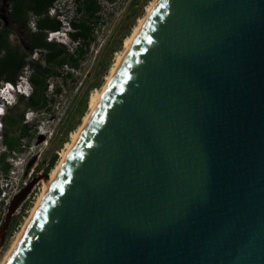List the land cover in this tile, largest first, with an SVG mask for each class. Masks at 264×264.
I'll list each match as a JSON object with an SVG mask.
<instances>
[{"label":"water","instance_id":"95a60500","mask_svg":"<svg viewBox=\"0 0 264 264\" xmlns=\"http://www.w3.org/2000/svg\"><path fill=\"white\" fill-rule=\"evenodd\" d=\"M5 264H264V0H158Z\"/></svg>","mask_w":264,"mask_h":264},{"label":"rangeland","instance_id":"374dc122","mask_svg":"<svg viewBox=\"0 0 264 264\" xmlns=\"http://www.w3.org/2000/svg\"><path fill=\"white\" fill-rule=\"evenodd\" d=\"M9 1L0 0V21L4 17V25L9 30V43L19 45L26 52L28 27L22 28L6 20L5 10ZM151 1L95 0L98 10L89 19L83 9L76 10L81 5L80 2L55 1V6L61 8V12L57 13L58 17H55L60 24L70 17L76 21H85L91 29L90 35L87 45L82 46L81 53L77 55L74 49L76 42L69 44L63 38V44L58 41L62 38L58 37L59 33L55 34L56 39L53 42L64 47L63 62L45 64L38 51L30 53L25 59L39 60L41 67L47 70L44 91L46 104L43 108H33L27 104L25 98L18 99L0 117V141L5 149L0 158V176L11 180L12 190L18 189L19 192L30 180L43 175V169L53 155V165L55 164L70 142L71 134L81 124L89 107L91 93L104 84L116 54L123 50L125 40L131 35L139 19L145 15ZM30 20H35V17L29 13L28 22ZM9 119L14 122L10 123ZM7 142H12V148H8ZM42 182L43 179L40 178L33 184L8 219L0 242V260L9 249L25 217L29 215L40 193ZM7 207L0 209V226Z\"/></svg>","mask_w":264,"mask_h":264},{"label":"trees","instance_id":"16d2710c","mask_svg":"<svg viewBox=\"0 0 264 264\" xmlns=\"http://www.w3.org/2000/svg\"><path fill=\"white\" fill-rule=\"evenodd\" d=\"M56 0H10L7 2V11L5 17L7 21L13 22L22 28L27 27L28 14L35 17V30H27L26 47L27 51L21 50L19 45L10 44L8 41L9 30L0 21V81L15 82L17 75L24 66L30 67L28 82L30 84V92L27 97L20 96L18 99L25 98L27 104L33 108H43L46 104L44 91L46 89L45 76L47 70L42 68L39 60H25L30 53L38 51L41 60L45 64L54 61L63 62L64 47L61 45L45 40V31H57L61 24L54 16L47 15V9ZM80 2V6L76 10L83 9L86 13V18L89 19L98 10L95 0H75ZM69 25L72 29L69 34L70 38L76 42L75 51L78 55L81 53V47L87 45V40L90 35V28L85 21H76L73 17L69 18ZM71 60V56H68ZM17 99V100H18ZM10 123L14 121L9 119ZM8 148H12V142H7ZM3 154L0 156V158ZM55 161V156H51L43 172L46 173Z\"/></svg>","mask_w":264,"mask_h":264},{"label":"bare ground","instance_id":"6f19581e","mask_svg":"<svg viewBox=\"0 0 264 264\" xmlns=\"http://www.w3.org/2000/svg\"><path fill=\"white\" fill-rule=\"evenodd\" d=\"M158 0H152L145 12V15L139 19L138 23L135 25L134 29L132 30L131 35L125 40L123 50L116 54L115 62L112 65L108 75L105 78V82L99 90H96L91 93L90 100H89V107L82 119L81 124L79 125L78 129L75 130L71 134L70 142L66 145L65 150L61 152L59 158L56 160L55 164L52 166L48 173V177L43 180L42 187L40 189V193L38 194L32 208L30 209L29 215L25 217L24 222L21 224V228L18 232H16V236L13 239L9 249L5 252L4 256L0 260V264H5L7 259L9 258L10 254L12 253L13 249L15 248L16 244L18 243L19 239L21 238L22 234L24 233L25 229L27 228L29 222L31 221L34 213L38 209L40 203L42 202L43 198L45 197L47 191L49 190L52 182L56 178L58 172L60 171L61 167L63 166L65 160L67 159L69 153L71 152L72 148L74 147L76 141L78 140L79 136L81 135L83 129L85 128L86 124L88 123L90 117L92 116L94 110L96 109L97 105L99 104L101 98L103 97L105 91L107 90L108 86L110 85L112 79L114 78L115 74L117 73L119 67L121 66L123 60L125 59L126 55L128 54L130 48L132 47L133 43L135 42L137 36L139 35L140 31L142 30L144 24L146 23L147 19L149 18L150 14L152 13L155 5L157 4Z\"/></svg>","mask_w":264,"mask_h":264},{"label":"built area","instance_id":"2783aa9c","mask_svg":"<svg viewBox=\"0 0 264 264\" xmlns=\"http://www.w3.org/2000/svg\"><path fill=\"white\" fill-rule=\"evenodd\" d=\"M59 7L55 6V1L52 3V5L47 9V15L48 16H54V17H58L57 13L59 11ZM7 11V7L6 10ZM50 11H52V13H50ZM56 11V14H55ZM58 19V18H57ZM65 23V20L62 22L61 26ZM27 27L31 30L34 31L35 30V23L34 20H30L27 23ZM46 35H45V40L47 42L49 41H53L54 39H56L55 34L59 33L58 37H62L60 36V31H45ZM59 42L64 44V40L63 37L58 40ZM28 75H29V69L27 66H24L21 68L20 73L17 75L16 77V81L14 82V84H9L6 83L5 81H0V96H3L4 93L8 90V89H13L14 87L18 88L19 90H22V84H24L25 82H28ZM9 85H11V87H9ZM30 89V86L28 87ZM29 90L26 91V96L27 97L29 94ZM1 125V124H0ZM1 128V126H0ZM1 140V138H0ZM18 192V189H13L12 190V182L9 178H2L0 176V209H4L5 207H7L12 199V197Z\"/></svg>","mask_w":264,"mask_h":264},{"label":"clouds","instance_id":"9594fccd","mask_svg":"<svg viewBox=\"0 0 264 264\" xmlns=\"http://www.w3.org/2000/svg\"><path fill=\"white\" fill-rule=\"evenodd\" d=\"M60 12H61V8L59 9L58 13ZM60 28H61L60 32L62 33V37L66 40V43L73 44L75 41H73L69 36V34L72 31L69 25V19H66L65 23ZM6 83L14 84V82L13 83L6 82ZM29 86H30L29 82H25L24 84H22V90H19L18 88L14 87L13 89H8L3 96H0V117L4 114V111L6 109L10 108L12 105H14L17 102V99L20 96H26V91L27 90L30 91V89L28 88ZM9 87H11V85H9ZM3 153H5V149L1 146V141H0V156Z\"/></svg>","mask_w":264,"mask_h":264},{"label":"flooded vegetation","instance_id":"af4514ba","mask_svg":"<svg viewBox=\"0 0 264 264\" xmlns=\"http://www.w3.org/2000/svg\"><path fill=\"white\" fill-rule=\"evenodd\" d=\"M2 22V21H1ZM3 23V22H2ZM19 26V25H18Z\"/></svg>","mask_w":264,"mask_h":264},{"label":"crops","instance_id":"0c3cea01","mask_svg":"<svg viewBox=\"0 0 264 264\" xmlns=\"http://www.w3.org/2000/svg\"><path fill=\"white\" fill-rule=\"evenodd\" d=\"M8 6V5H7Z\"/></svg>","mask_w":264,"mask_h":264}]
</instances>
